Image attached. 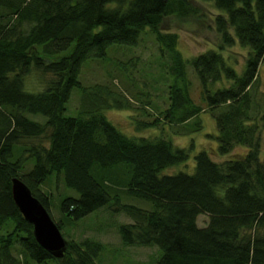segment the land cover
<instances>
[{
  "label": "trees",
  "instance_id": "1",
  "mask_svg": "<svg viewBox=\"0 0 264 264\" xmlns=\"http://www.w3.org/2000/svg\"><path fill=\"white\" fill-rule=\"evenodd\" d=\"M207 1L213 7L208 14L192 0H0V264H97L101 243L90 237L65 238L61 256L47 252L11 198L10 180L17 176L51 216L41 185L59 175L76 192L60 197L62 219L51 216L59 229L66 219L112 202L131 218L117 225L120 240L157 248L151 264H264V153L249 112V88L264 61V0ZM171 16L209 19L219 43L183 57L176 32L161 29ZM145 31L156 43L160 70L154 78L163 83L156 95L165 105L138 89L143 104L137 114L151 117L132 119L139 128L159 130L127 135L102 110L129 109L130 98L107 83L83 84L81 66L136 46ZM234 43L245 48L238 71L222 53ZM129 61L118 60L116 68L131 80L136 61ZM186 64L214 117L215 152L227 154L236 144L246 149L212 160L200 148L192 153V171L162 173L192 149V143L174 145L169 135L200 127L202 107L189 95ZM32 70L49 75L34 89L24 81ZM74 87L81 104L68 114ZM147 102L155 113L143 110ZM201 213L207 220L198 225Z\"/></svg>",
  "mask_w": 264,
  "mask_h": 264
},
{
  "label": "rangeland",
  "instance_id": "2",
  "mask_svg": "<svg viewBox=\"0 0 264 264\" xmlns=\"http://www.w3.org/2000/svg\"><path fill=\"white\" fill-rule=\"evenodd\" d=\"M192 1L200 5L206 13L208 12L207 8L213 9L207 0ZM161 29L176 32V48L186 58L207 48H215L219 43V36L213 29L212 22L209 19L192 20L190 18L188 20H178L172 16L166 17L162 21ZM222 53L237 71L241 69L245 53L243 46L234 43L232 46H225ZM133 56H136L137 59L133 58ZM155 56H157L156 43L153 41L152 35L148 31H145L139 36L136 46L130 47L129 49L123 47L118 51L112 50L109 53V58L105 60L90 59L81 66L80 79L83 84L88 85L94 82L107 83L111 88L125 93L130 98L131 108L129 109L106 107L102 110L106 118L117 129L127 135H152L159 130L155 126L139 128L136 125V121L131 117L132 114H136L135 116H140L145 119L151 117L149 115L137 114L138 108H140L139 106L143 104L140 103L139 98L136 96V92L140 88L148 92L149 96L152 97V101H156V103L162 106L165 105V102L156 95L162 88L163 83L161 81H155L154 78L157 77L156 72L160 70L156 69L159 66L154 60L158 59V56ZM164 58L166 60V57ZM149 59L152 60L151 64L147 63ZM118 60L127 61V63L130 62L129 60L136 61L131 69V80L126 79L122 72L116 68ZM185 68L186 76L189 80V95L196 104L202 107V110L197 115L200 127L187 134L171 133L169 135L174 145L188 146L192 143V149H190L189 157L185 161L166 166L161 170L162 173H171L177 170L192 171V153L200 148L206 149L214 160H221L224 157L242 153L246 149L243 145L236 144L227 154H217L215 152L216 140L213 137L215 133L214 117L208 110V107L206 108V104L201 98L200 85L194 71L188 64H186ZM142 72H147L145 78H143ZM46 76L49 75L42 76L37 71L32 70L25 77V85L27 88L33 89L39 87V82ZM249 90L251 99L249 112L252 115L251 118L257 121L259 130L256 132L259 140V151L262 154L264 153V118L261 119L260 115H262L264 110V61L259 63L256 78ZM80 96L81 93L78 92L77 87L71 89L65 113H74L73 111L81 104ZM143 110L156 112V109L152 108L149 102H147ZM33 117L42 118L39 114L33 115ZM166 130L167 132L170 131V129L161 128V133H165ZM41 188L49 193L51 216L62 219L59 211L60 197L65 194L76 195V192L72 188L64 187L60 175L49 176L41 185ZM122 200L134 201L133 199L125 197ZM139 204L146 206L145 203ZM206 220L207 216L203 213L198 214L196 217V223L198 225H203ZM65 221L59 229L64 238L80 240L84 237H90L101 243V249L95 260L97 264H151L157 256V248L154 245L126 244L120 240L117 225L121 222L131 221V218L122 210H113L112 202L92 210L80 218L66 219Z\"/></svg>",
  "mask_w": 264,
  "mask_h": 264
},
{
  "label": "water",
  "instance_id": "3",
  "mask_svg": "<svg viewBox=\"0 0 264 264\" xmlns=\"http://www.w3.org/2000/svg\"><path fill=\"white\" fill-rule=\"evenodd\" d=\"M11 198L22 217L31 224L36 242L53 256H61L67 241L40 200L17 176L10 180Z\"/></svg>",
  "mask_w": 264,
  "mask_h": 264
},
{
  "label": "bare ground",
  "instance_id": "4",
  "mask_svg": "<svg viewBox=\"0 0 264 264\" xmlns=\"http://www.w3.org/2000/svg\"><path fill=\"white\" fill-rule=\"evenodd\" d=\"M211 158V157H210ZM213 160V159H212Z\"/></svg>",
  "mask_w": 264,
  "mask_h": 264
}]
</instances>
